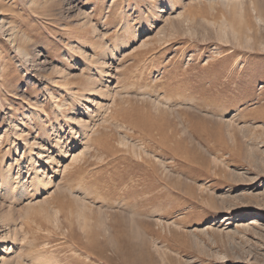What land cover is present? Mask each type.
I'll list each match as a JSON object with an SVG mask.
<instances>
[{"label":"rangeland","instance_id":"obj_1","mask_svg":"<svg viewBox=\"0 0 264 264\" xmlns=\"http://www.w3.org/2000/svg\"><path fill=\"white\" fill-rule=\"evenodd\" d=\"M0 264H264V0H0Z\"/></svg>","mask_w":264,"mask_h":264},{"label":"bare ground","instance_id":"obj_2","mask_svg":"<svg viewBox=\"0 0 264 264\" xmlns=\"http://www.w3.org/2000/svg\"><path fill=\"white\" fill-rule=\"evenodd\" d=\"M258 10V9H257ZM161 12V11H160ZM255 217V216H254Z\"/></svg>","mask_w":264,"mask_h":264}]
</instances>
